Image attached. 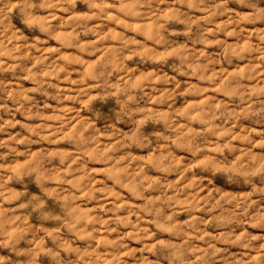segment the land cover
Wrapping results in <instances>:
<instances>
[{"label": "clouds", "instance_id": "9594fccd", "mask_svg": "<svg viewBox=\"0 0 264 264\" xmlns=\"http://www.w3.org/2000/svg\"><path fill=\"white\" fill-rule=\"evenodd\" d=\"M0 264H264V0H0Z\"/></svg>", "mask_w": 264, "mask_h": 264}]
</instances>
